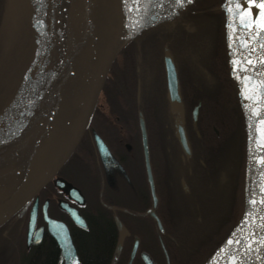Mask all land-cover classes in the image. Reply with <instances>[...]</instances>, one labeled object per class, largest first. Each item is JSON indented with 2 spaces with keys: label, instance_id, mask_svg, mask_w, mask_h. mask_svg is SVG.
<instances>
[{
  "label": "flooded vegetation",
  "instance_id": "flooded-vegetation-1",
  "mask_svg": "<svg viewBox=\"0 0 264 264\" xmlns=\"http://www.w3.org/2000/svg\"><path fill=\"white\" fill-rule=\"evenodd\" d=\"M214 8L226 7L220 3ZM185 19L180 22L182 37L195 42H183L180 68L173 64L189 155L173 133L176 113H170L166 99L165 42L129 43L113 61L91 121L73 153L0 225V264L10 260L17 264H202L198 246L192 242L202 237L214 242L218 222L224 227L239 219L248 185L247 181L244 189L239 186L245 169L248 179L250 136L247 140L246 133L251 121L244 103L237 111L246 164L240 151L223 161L219 154L224 130L223 125L219 128L213 105L217 93L207 88L216 66L226 68L222 75L228 87L237 47L229 28L234 22L227 18L222 28L213 23L203 28L198 21L189 25ZM193 45L199 51L189 50ZM150 61L158 68L157 86L147 81ZM229 93L233 94L222 91L220 95ZM197 103L193 121L191 112ZM205 104L208 116L202 114ZM200 130L204 140L198 139ZM7 131L0 130V136ZM95 136L102 143L101 151Z\"/></svg>",
  "mask_w": 264,
  "mask_h": 264
},
{
  "label": "water",
  "instance_id": "water-1",
  "mask_svg": "<svg viewBox=\"0 0 264 264\" xmlns=\"http://www.w3.org/2000/svg\"><path fill=\"white\" fill-rule=\"evenodd\" d=\"M187 3L178 5L176 0H78V19L67 58L56 85L36 119L32 143L0 159V225L32 197L73 153L91 121L109 69L124 44L151 20ZM163 68L169 111L176 113L173 133L188 156L189 146L183 128V107L176 69L166 47ZM198 106L199 103L192 109L193 121ZM140 127L146 150L141 117ZM97 138L95 136L101 151V141ZM147 172L150 177L148 167ZM262 189L264 131L256 156L252 159L240 217L202 264H264V243L261 242L264 239ZM149 213L157 220V227L161 230L154 213ZM246 214L249 219L245 225L242 221ZM240 228H243V232L238 231ZM230 238L233 241L241 239L243 243L227 245ZM249 241L251 247L248 246ZM221 249L224 251L218 255ZM234 257L236 259L233 261Z\"/></svg>",
  "mask_w": 264,
  "mask_h": 264
},
{
  "label": "rangeland",
  "instance_id": "rangeland-1",
  "mask_svg": "<svg viewBox=\"0 0 264 264\" xmlns=\"http://www.w3.org/2000/svg\"><path fill=\"white\" fill-rule=\"evenodd\" d=\"M261 2L262 0H256L257 4ZM77 3L78 0H14L11 2L10 7L7 8L6 6L7 11H4V13L6 12V23L7 21L10 23L12 17L14 18V21L11 20V24H6L8 26L7 30H9V28L11 30V25L13 23H17V27L16 25H14V29L12 27L14 30L11 32L12 35L8 36L3 42L13 41L19 48L21 46L19 68L17 72L14 73V75L18 73L17 79H20V83L14 95L15 97L13 96L14 99L12 98V100L7 103V107L5 106L6 109H3V112L0 113V129H7L5 126L12 122L14 118L18 119L17 117H20V122L18 121L19 123L16 122L12 124L9 129H7L9 131L0 139V155L5 153L13 139H15L20 130L24 128V125L32 118L44 97L48 95V90L61 65L63 67L76 25ZM219 3H223L226 8L224 10L217 9L216 11L206 10V8L211 6L212 8L216 7ZM190 7L193 11L199 10V13L194 14L192 17L195 21H198L203 28L210 26L211 23L214 24V27L222 28L225 26L224 19L227 21L228 18L229 22H234L233 24L237 29L234 34V41L237 43L238 48L235 45L236 49L233 62L239 60L240 64L233 63L229 71L232 77L234 76V79H238L239 81L241 86V98L239 102L242 106L244 103L248 106L246 107V115L248 121L250 119L252 123L250 124L249 132L246 133L247 140L248 135L250 136L247 168V177L249 179V168L251 167L254 147V118L258 111L255 97L257 96L261 84V76H264V64H260L259 62L255 64H246L244 60L247 58L259 61V59L264 58V48L259 47V44L264 42V40H262L261 37H256V39L249 43L248 47H241L244 41L249 39V33H242L240 31L241 26L236 20L235 14L227 11V0H193ZM232 7L235 8L236 5L233 4ZM248 7L253 8V19H256V15L259 12L264 11V9L255 7L254 5L250 6L244 4L242 6V8ZM222 11L224 12L223 14ZM14 13L16 15H14ZM18 15L20 16L19 19H17ZM16 19L17 21H15ZM237 37H239V39H237ZM219 38L222 39V34L219 35ZM252 47H255L256 51L249 54ZM17 52L18 50L13 48V51L9 54V58H15ZM158 74L156 63L150 61L147 81L157 86ZM226 89L227 90L224 91H231L228 87H226ZM213 91L217 93V97H214L213 105L215 106V112H217L216 116L220 120L219 128L221 129L222 125L224 126V145L221 146L219 158L221 154H223L222 160L225 161L226 159L224 160V158L227 156L229 157L230 153L235 156L240 151L246 164V157L244 155V153L246 154V147L243 142L242 125L239 123L238 111H236V105L233 99L234 95L229 93L222 96L220 92L223 90L217 88ZM209 111L210 109L208 110L205 104L202 108V114L208 116ZM160 133L162 132L160 131ZM248 179H246L245 169V173L241 179V185H239L242 189H244L245 182L247 184ZM242 181L244 183L243 187ZM240 194L241 192L239 191L238 195ZM193 244L198 246L201 257L200 261H203L209 254L213 241L202 237L199 240L193 241L192 245ZM9 264L17 263L10 260Z\"/></svg>",
  "mask_w": 264,
  "mask_h": 264
},
{
  "label": "trees",
  "instance_id": "trees-1",
  "mask_svg": "<svg viewBox=\"0 0 264 264\" xmlns=\"http://www.w3.org/2000/svg\"><path fill=\"white\" fill-rule=\"evenodd\" d=\"M191 2L183 5L182 7L176 10L166 13L164 16H162L154 23L148 25L146 28L141 29L128 42H126L121 49H123L129 43H135V42H156V43L165 42V46L166 47L168 46L167 49L169 48L168 50L173 56V61L175 66L180 68L181 58L180 61H175V60H177L178 57L181 55V51L183 49L182 47L183 42L186 43L195 42L194 40L191 39L185 40L182 37V30H181L182 24L180 23L182 21L183 16L186 18L185 19L186 21L190 22L189 25H193L195 23V20L193 19L192 16L194 14L199 13V10L193 11L190 7ZM7 3H9V0H1V4H0V37H1L0 38V113L3 112V109H5L7 103L10 102V100H12L13 96L16 94V90L20 83V79H17L18 73L16 75H14V73L17 72L19 68L21 46L19 48L17 45H15L13 41L7 42L6 47L5 44H3V41L11 34L10 30H7L5 27L6 23L3 22V18L6 19L3 14L6 9V6L8 7ZM217 9L218 8H214V7L212 8V6L206 8L207 11H216ZM2 29H4L5 32ZM160 30L162 31L160 32ZM13 48L17 49L18 52L15 55V58H9L10 57L9 54L11 51H13ZM173 53L177 56L176 58L175 55H173ZM225 69H226L225 67L218 68L217 66L212 68L210 74L211 83L208 84L207 87L208 89L214 90L215 88H217L220 90L222 89L223 91L227 90L222 75L223 73H225ZM228 75L229 76H228L227 85H228V89L230 88V90L233 92L234 95L233 99L235 101L236 111H237V109L241 106L239 102L241 98L240 97L241 86L239 84L238 79H234V76L231 78L230 73H228ZM178 77L179 79H181L180 72H178ZM223 130H224V126H223ZM205 137L206 136L204 132L200 130V135L198 139L204 140ZM196 138L197 137H195V139ZM202 156H204V152H202ZM220 198L221 196H219L218 199ZM237 219L238 217L235 218L230 224L224 227H221L220 222H218L219 227L217 229L218 230L217 238L213 242V245L209 250L210 251L209 254L227 236V234L230 232L232 227L235 225ZM209 254L205 257V259L209 256Z\"/></svg>",
  "mask_w": 264,
  "mask_h": 264
},
{
  "label": "bare ground",
  "instance_id": "bare-ground-1",
  "mask_svg": "<svg viewBox=\"0 0 264 264\" xmlns=\"http://www.w3.org/2000/svg\"><path fill=\"white\" fill-rule=\"evenodd\" d=\"M12 1H14V0H10V3H7L8 5H9V7H10V4H11V2ZM8 8V7H7ZM18 8H19V5H18ZM20 9V8H19ZM77 12H76V22H77V19H78V3H77ZM6 10V9H5ZM7 11V10H6ZM6 13V12H5ZM5 13H4V16H5ZM20 13V12H19ZM18 14V13H17ZM14 15H16L15 13H14ZM15 17V16H14ZM19 15H18V18L17 19H19ZM8 18V17H7ZM14 18L12 17V21H14L13 20ZM17 19L15 20V21H17ZM5 20H7V19H4L3 18V22H5L6 23V21ZM11 20H10V23H9V21H7V23L6 24H11ZM5 24V25H6ZM17 23H13L11 26L13 27V29H14V25H16ZM19 24V23H18ZM3 25V24H2ZM8 26L6 25V29H8L7 28ZM12 27H11V30H10V28H9V30H10V32H12V31H14L13 29H12ZM16 27H17V25H16ZM191 28V27H190ZM5 29V28H4ZM4 29H2L3 31H4ZM37 29V28H36ZM35 29V30H36ZM71 30V29H70ZM2 32V31H1ZM5 32V31H4ZM12 34H10L9 36H11ZM7 42L8 41H6V42H3V44H5V47H6V45H7ZM3 44H1V45H3ZM197 44V43H196ZM9 45V44H8ZM191 45H192V43H191ZM210 46V45H209ZM168 47V46H167ZM166 47V48H167ZM188 47V46H187ZM190 47H195L196 49H197V46H195V45H193V46H189V50H190ZM208 47V46H207ZM193 48H191V49H193ZM201 48H202V46H201ZM169 49V48H168ZM184 49V48H183ZM187 49V48H186ZM200 49V48H199ZM199 49H197L198 51H199ZM203 49V48H202ZM194 50V49H193ZM169 51V50H168ZM186 52V54H188L187 53V51H188V49L187 50H185ZM209 51V50H208ZM170 52V51H169ZM184 52V51H183ZM194 52V51H193ZM193 52L190 54V52H189V55L191 56L192 54H193ZM178 53V52H177ZM176 53V54H177ZM184 53V55L186 56V54ZM200 53L201 54H203V53H205L204 52V50H202V52H201V50H200ZM171 54V53H170ZM182 54V53H181ZM196 54H197V52H195V56H196ZM206 54V53H205ZM205 54H204V56H205ZM209 54V53H208ZM173 55H175L174 53H173ZM197 55H199V54H197ZM171 56H172V54H171ZM188 56V55H187ZM177 56L175 55V58H176ZM189 57V56H188ZM193 57V56H192ZM200 57H202V55H200ZM180 58H181V55L178 57V59L177 60H175V61H180ZM186 59H187V57H185ZM208 58V57H207ZM190 59V58H189ZM193 59V58H192ZM200 59V58H199ZM202 59V58H201ZM200 59V60H201ZM204 59H205V57H204ZM203 59V60H204ZM172 60H173V56H172ZM183 60V59H182ZM200 60H198L197 59V62L198 61H200ZM209 60V59H208ZM190 61V60H189ZM192 62H193V60H191ZM195 61H196V59H195ZM195 61L193 62L194 64H195ZM186 62H188V61H186ZM173 63H174V61H173ZM199 63V62H198ZM203 62H201V64H202ZM190 65H191V63H190ZM197 64H195V66H196ZM203 65V64H202ZM193 66V65H192ZM195 66H193V71H194V67ZM209 67H210V65H208ZM208 66H204V68L205 67H208ZM3 67V66H2ZM192 68V67H191ZM196 68H198V67H196ZM195 68V69H196ZM200 68V67H199ZM61 69H62V65H61V67H60V69H59V71H58V73H57V75L54 77V79H53V81H52V85H51V87H50V89L48 90V95L47 96H45L44 97V99H43V101L41 102V104H40V106L36 109V111L34 112V115L32 116V118L29 120V122L28 123H26V125H24V128L22 129V130H20V132L18 133V135L15 137V139H13V141L11 142V144L9 145V148L5 151V153L3 154V155H0V159L1 158H3V157H5V156H7L8 154H10L11 152H13V151H15V150H17V149H19V148H25V147H29L30 145H31V143H32V136H33V126H34V124H35V122H36V119L38 118V115H39V113H40V111L42 110V108H43V106H44V104H45V102H46V100H47V98H48V96H49V94L51 93V91H52V89L54 88V86L56 85V82L58 81V78H59V76H60V72H61ZM206 69V68H205ZM263 69V68H262ZM200 70V69H199ZM198 70V72H200V74H201V71H199ZM208 70V69H207ZM204 71V70H203ZM195 72V71H194ZM198 72H197V74H198ZM196 73V72H195ZM262 74H263V72H262ZM203 75H204V73H203ZM205 76V75H204ZM199 78H200V76H199ZM199 78H198V80H199ZM206 78H207V75H206ZM196 79H197V77H196ZM201 79V78H200ZM197 81V80H196ZM202 81H204L205 82V80H202ZM262 81H264V76H261V84H260V86H259V89H258V93H257V96L255 97V101H256V105L258 106V111H257V115H256V117L254 118V147H253V154H252V159H253V157L254 156H256V153H257V149H258V146H259V144H260V141H261V136H262V133H263V131H264V83H262ZM200 82H201V80H200ZM202 83V84H205V83ZM211 82V81H210ZM198 83H199V81H198ZM200 84V83H199ZM201 84V85H202ZM209 84V83H208ZM206 85V84H205ZM7 107V106H6ZM6 109V108H5ZM254 112V111H253ZM253 116V115H252ZM17 118H19V117H17ZM11 119V118H10ZM15 119V118H14ZM10 122V121H9ZM16 123L17 122V119L16 120H14V121H12V122H10V125H12L13 123ZM252 124V123H251ZM9 125V124H8ZM8 125H6L5 127H7V129H8ZM4 129V128H3ZM1 130V129H0ZM5 130V129H4ZM3 135V134H2ZM1 137L2 136H0V139H1ZM223 153V152H222ZM251 164H252V162H251Z\"/></svg>",
  "mask_w": 264,
  "mask_h": 264
},
{
  "label": "snow or ice",
  "instance_id": "snow-or-ice-1",
  "mask_svg": "<svg viewBox=\"0 0 264 264\" xmlns=\"http://www.w3.org/2000/svg\"><path fill=\"white\" fill-rule=\"evenodd\" d=\"M185 2H188L190 3L191 0H176V3L178 5H182L183 3ZM227 4H228V7H227V11L229 13H234L235 14V18L236 20L239 22L240 24V31L243 33V32H247L249 33V39L244 41V43L241 45V47H248L249 43L256 39V37H261L262 40H264V11H261L259 12L257 15H256V19H253L252 16H253V8L252 7H248V8H242V6L244 4H247V5H254L255 7H258V8H261V9H264V0H262L261 3L257 4L256 3V0H227ZM235 4L236 7L233 8L232 5ZM231 20V18H230ZM229 28L232 29V33H235L236 32V27L233 23H229ZM237 39H239V37H237ZM231 47V45H230ZM259 47L260 48H264V42L260 43L259 44ZM256 51V48L255 47H252L250 49V53H253ZM244 62L246 64H255L257 62H259L260 64H264V58H261L259 59V61H254V60H250V59H247L245 58ZM234 64H240V61L237 60V61H234L233 62ZM262 83H264V81H262ZM245 107H248L247 105ZM264 190V189H262ZM255 201H250V203H254ZM264 202V201H262ZM249 219V215L246 214L245 215V219L244 221H242V224H247V221ZM254 222V221H253ZM238 231H241L243 232V228H240L238 229ZM236 233L234 232L233 233V236H235ZM262 243H264V239H262L261 241ZM232 243H236L237 245L239 244H242L243 241L241 239H237L235 241H233L231 238L227 241V245H231ZM226 245V246H227ZM248 246L251 247V241L248 242ZM224 249H221L220 250V253H223ZM236 258L234 257L233 258V261L235 260Z\"/></svg>",
  "mask_w": 264,
  "mask_h": 264
}]
</instances>
